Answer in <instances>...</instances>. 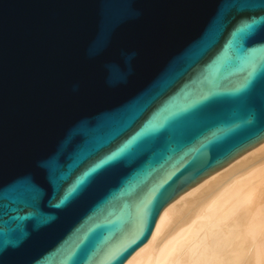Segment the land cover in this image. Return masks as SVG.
Masks as SVG:
<instances>
[{
  "label": "water",
  "instance_id": "obj_1",
  "mask_svg": "<svg viewBox=\"0 0 264 264\" xmlns=\"http://www.w3.org/2000/svg\"><path fill=\"white\" fill-rule=\"evenodd\" d=\"M249 6L0 0V264H125L170 203L264 142Z\"/></svg>",
  "mask_w": 264,
  "mask_h": 264
},
{
  "label": "bare ground",
  "instance_id": "obj_2",
  "mask_svg": "<svg viewBox=\"0 0 264 264\" xmlns=\"http://www.w3.org/2000/svg\"><path fill=\"white\" fill-rule=\"evenodd\" d=\"M125 264H264V142L170 203Z\"/></svg>",
  "mask_w": 264,
  "mask_h": 264
},
{
  "label": "snow or ice",
  "instance_id": "obj_3",
  "mask_svg": "<svg viewBox=\"0 0 264 264\" xmlns=\"http://www.w3.org/2000/svg\"><path fill=\"white\" fill-rule=\"evenodd\" d=\"M247 8H249V9H253V10H259V11H264V0H260V3L259 4H257L256 2H255V0H250V6L249 7H247ZM255 19H253L250 23H249V25H250V27H249V29H248V31L250 32V31H254V29H255V25H256V23H253V21H254ZM104 162L102 161L101 162V164H103ZM97 167H99V165H97ZM71 195V193H69L68 195H66V197H65V199H68L69 198V196ZM63 202V201H62ZM72 255V250H70V251H68L67 252V255L65 256V258H68V257H70Z\"/></svg>",
  "mask_w": 264,
  "mask_h": 264
},
{
  "label": "rangeland",
  "instance_id": "obj_4",
  "mask_svg": "<svg viewBox=\"0 0 264 264\" xmlns=\"http://www.w3.org/2000/svg\"><path fill=\"white\" fill-rule=\"evenodd\" d=\"M247 153V152H246Z\"/></svg>",
  "mask_w": 264,
  "mask_h": 264
}]
</instances>
